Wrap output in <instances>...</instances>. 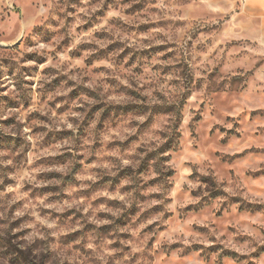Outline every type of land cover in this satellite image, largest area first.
I'll list each match as a JSON object with an SVG mask.
<instances>
[{
    "label": "rangeland",
    "instance_id": "1",
    "mask_svg": "<svg viewBox=\"0 0 264 264\" xmlns=\"http://www.w3.org/2000/svg\"><path fill=\"white\" fill-rule=\"evenodd\" d=\"M245 3L0 0V264H264Z\"/></svg>",
    "mask_w": 264,
    "mask_h": 264
},
{
    "label": "crops",
    "instance_id": "2",
    "mask_svg": "<svg viewBox=\"0 0 264 264\" xmlns=\"http://www.w3.org/2000/svg\"><path fill=\"white\" fill-rule=\"evenodd\" d=\"M242 12H244L246 18L254 17L256 28L262 30L260 42L259 38L257 41L264 45V0H246Z\"/></svg>",
    "mask_w": 264,
    "mask_h": 264
}]
</instances>
